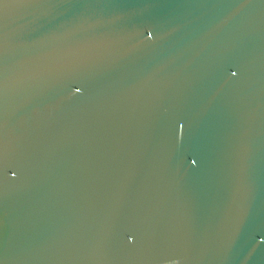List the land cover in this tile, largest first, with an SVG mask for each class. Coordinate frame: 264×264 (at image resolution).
I'll return each mask as SVG.
<instances>
[{"label":"water","instance_id":"obj_1","mask_svg":"<svg viewBox=\"0 0 264 264\" xmlns=\"http://www.w3.org/2000/svg\"><path fill=\"white\" fill-rule=\"evenodd\" d=\"M0 264H264V0H0Z\"/></svg>","mask_w":264,"mask_h":264}]
</instances>
